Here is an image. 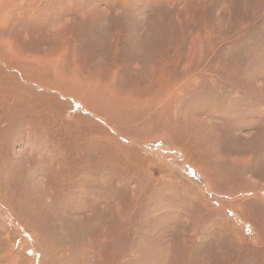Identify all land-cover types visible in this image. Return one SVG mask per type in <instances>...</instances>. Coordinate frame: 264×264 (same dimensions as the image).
I'll list each match as a JSON object with an SVG mask.
<instances>
[{
    "label": "rangeland",
    "instance_id": "rangeland-1",
    "mask_svg": "<svg viewBox=\"0 0 264 264\" xmlns=\"http://www.w3.org/2000/svg\"><path fill=\"white\" fill-rule=\"evenodd\" d=\"M0 13V264H264V0Z\"/></svg>",
    "mask_w": 264,
    "mask_h": 264
},
{
    "label": "bare ground",
    "instance_id": "bare-ground-1",
    "mask_svg": "<svg viewBox=\"0 0 264 264\" xmlns=\"http://www.w3.org/2000/svg\"><path fill=\"white\" fill-rule=\"evenodd\" d=\"M0 17H1V18H4L2 13H0ZM0 106H3V105H0ZM260 140H261V139H260Z\"/></svg>",
    "mask_w": 264,
    "mask_h": 264
}]
</instances>
